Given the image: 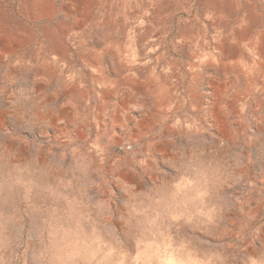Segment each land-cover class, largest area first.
Masks as SVG:
<instances>
[{"label": "rangeland", "instance_id": "1", "mask_svg": "<svg viewBox=\"0 0 264 264\" xmlns=\"http://www.w3.org/2000/svg\"><path fill=\"white\" fill-rule=\"evenodd\" d=\"M0 264H264V0H0Z\"/></svg>", "mask_w": 264, "mask_h": 264}]
</instances>
